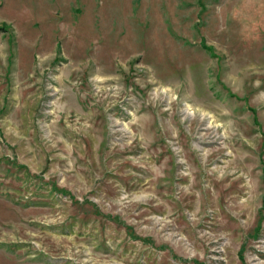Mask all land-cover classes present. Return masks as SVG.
Returning a JSON list of instances; mask_svg holds the SVG:
<instances>
[{
	"label": "rangeland",
	"instance_id": "obj_1",
	"mask_svg": "<svg viewBox=\"0 0 264 264\" xmlns=\"http://www.w3.org/2000/svg\"><path fill=\"white\" fill-rule=\"evenodd\" d=\"M264 264V0H0V264Z\"/></svg>",
	"mask_w": 264,
	"mask_h": 264
},
{
	"label": "trees",
	"instance_id": "obj_2",
	"mask_svg": "<svg viewBox=\"0 0 264 264\" xmlns=\"http://www.w3.org/2000/svg\"><path fill=\"white\" fill-rule=\"evenodd\" d=\"M195 263H196V264H202L201 262H198V261H197V262H195Z\"/></svg>",
	"mask_w": 264,
	"mask_h": 264
}]
</instances>
